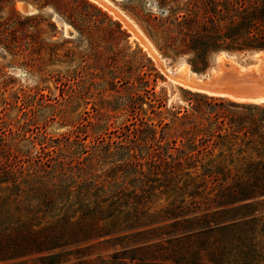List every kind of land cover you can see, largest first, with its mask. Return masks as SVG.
I'll use <instances>...</instances> for the list:
<instances>
[{"label": "rangeland", "instance_id": "obj_1", "mask_svg": "<svg viewBox=\"0 0 264 264\" xmlns=\"http://www.w3.org/2000/svg\"><path fill=\"white\" fill-rule=\"evenodd\" d=\"M46 1L38 11L34 3ZM86 1L98 11L78 0L0 1V134L28 168L24 173L37 171L52 189L61 213L68 207L78 209L81 200L93 206L95 194L107 199L105 206L117 199L133 202L131 190H148L158 183L154 179H163L175 158L182 157L181 150L192 149L180 123L184 110L192 112L194 106L207 115L211 111L209 102L196 93L264 105V63L251 55L256 51L229 52L223 49L228 40L213 37L234 31L242 42L247 31L263 30L264 0ZM19 5L29 6L31 12ZM69 13L79 19L75 23L83 31L72 24ZM212 41L221 49L202 63L203 57L196 56L190 45L212 46ZM222 53L232 57L225 55L228 61L220 62ZM183 64L196 80L215 75L221 79L233 69L237 77L253 73L258 82L252 88L232 86L236 95L210 94L176 76ZM221 80L227 84L233 79ZM255 158L264 161V154ZM176 195L163 187L145 192L147 213L126 222L120 218L114 226L104 225L108 219L87 217L86 237L69 242L55 264H168L148 254L137 253L132 259L125 250L149 248L165 239L153 229L171 220L150 215L161 212ZM250 202L248 217L254 228L250 264H264V196ZM70 217L77 220L79 213L70 212ZM39 255L0 264H44ZM243 261L233 251L224 264ZM203 264L213 263L204 255Z\"/></svg>", "mask_w": 264, "mask_h": 264}, {"label": "trees", "instance_id": "obj_2", "mask_svg": "<svg viewBox=\"0 0 264 264\" xmlns=\"http://www.w3.org/2000/svg\"><path fill=\"white\" fill-rule=\"evenodd\" d=\"M78 1L98 11L86 0ZM47 4V1L34 3L38 11ZM262 9L264 16V4ZM68 16L83 31L75 23L79 19L70 13ZM248 17L253 21L252 13ZM213 37L228 40L222 47L229 52L264 51V29L247 31L242 42L240 33L234 31L224 35L214 33ZM205 44L208 43L190 45L196 56L203 57L202 63L217 48L221 49V44L215 41H212V46H217L214 49ZM196 94L209 102L211 111L207 115L194 106L192 112L184 110L180 123L186 128L183 135L192 149L181 150L182 157L175 158L174 167L164 173V178L154 179L158 181L156 185H149L148 190L141 187L140 191L131 190L132 197L127 196L133 202L117 199L105 206L107 199L95 194L93 206L81 200L78 209L68 207L61 213L52 189L45 186L37 171L24 173L28 168L22 167L0 134V261L39 253L38 258L44 264H55L66 253L64 249L69 242L86 237L89 231L83 222L87 217L108 219L104 225L112 226L120 218L125 222L131 217L139 219L138 213L142 215L148 210L144 193L163 187L177 195L161 212L150 216L171 220L153 229L165 234V239L149 248L125 250L132 253V259L138 253L160 257L168 264H203L205 255L213 264H224L237 251L243 264H250L254 228L248 209L253 205L251 199L264 196V161L255 158L264 154V132L258 131L264 128V105ZM238 111H257V115H242ZM70 212H78V219L72 220Z\"/></svg>", "mask_w": 264, "mask_h": 264}, {"label": "water", "instance_id": "obj_3", "mask_svg": "<svg viewBox=\"0 0 264 264\" xmlns=\"http://www.w3.org/2000/svg\"><path fill=\"white\" fill-rule=\"evenodd\" d=\"M29 4V3H28ZM60 26L62 27V23H60ZM258 52H253L251 55H254ZM228 57H232V55L225 54ZM227 79L232 80L231 82L224 84V82L221 79ZM221 79H218L215 76H212L211 78H205V79H197L193 81L192 87L196 90L207 92L210 94H216V95H236V91L232 89V86H241L246 88H252L253 84L255 82H258V80L255 78L253 73H247L245 76L237 77L236 71L229 69L227 73L224 74V77L222 76ZM249 95L254 96V98L260 97L258 93L251 92Z\"/></svg>", "mask_w": 264, "mask_h": 264}, {"label": "bare ground", "instance_id": "obj_4", "mask_svg": "<svg viewBox=\"0 0 264 264\" xmlns=\"http://www.w3.org/2000/svg\"><path fill=\"white\" fill-rule=\"evenodd\" d=\"M18 8H19L20 10H23L25 13H30V12H31V8H30L29 6H27V5H19ZM64 28H65L66 31L68 30L66 25H64ZM151 55H152L153 58L156 60L157 64H158L159 66H162L161 61H159V60H158L153 54H151ZM254 56L256 57L257 60H259V61H261V62L264 63V52H263V51L254 54ZM229 58H230V57H229ZM224 59H226V60L228 61V58L225 57V54L222 53V55H221V54H220V56L218 55V60H220V62L223 61ZM226 60H224V61H226ZM231 60H232V59H231ZM224 61H223V63H224ZM251 67H252V68H250V69H251L250 71H253V70H254V69H253V66H251ZM189 71H190V70H189ZM190 72H191V71H190ZM177 74H178V75H176V76H179V78H180V76H181L182 78L187 79V80H191L192 82H193L194 80H196V79H194V77H195L194 74H192L194 77H192V76H188V65H187V64H183V65L181 66L180 70H179V73L177 72ZM217 75H219V74L217 73ZM182 78H180V79H182ZM190 87H191V85H190ZM215 95H216V94H215ZM221 96H222V95H221ZM262 100H264V99H262ZM256 101H257V100H256ZM258 101H259V100H258ZM263 102H264V101H263Z\"/></svg>", "mask_w": 264, "mask_h": 264}, {"label": "crops", "instance_id": "obj_5", "mask_svg": "<svg viewBox=\"0 0 264 264\" xmlns=\"http://www.w3.org/2000/svg\"><path fill=\"white\" fill-rule=\"evenodd\" d=\"M260 52H262V51H260ZM264 52V51H263Z\"/></svg>", "mask_w": 264, "mask_h": 264}]
</instances>
